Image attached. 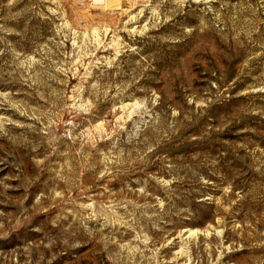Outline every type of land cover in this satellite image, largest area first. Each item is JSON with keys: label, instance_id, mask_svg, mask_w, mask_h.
Returning <instances> with one entry per match:
<instances>
[{"label": "rangeland", "instance_id": "1", "mask_svg": "<svg viewBox=\"0 0 264 264\" xmlns=\"http://www.w3.org/2000/svg\"><path fill=\"white\" fill-rule=\"evenodd\" d=\"M0 264H264V0H0Z\"/></svg>", "mask_w": 264, "mask_h": 264}, {"label": "crops", "instance_id": "2", "mask_svg": "<svg viewBox=\"0 0 264 264\" xmlns=\"http://www.w3.org/2000/svg\"><path fill=\"white\" fill-rule=\"evenodd\" d=\"M96 2H98L99 4H107L110 2H115L116 0H95Z\"/></svg>", "mask_w": 264, "mask_h": 264}]
</instances>
